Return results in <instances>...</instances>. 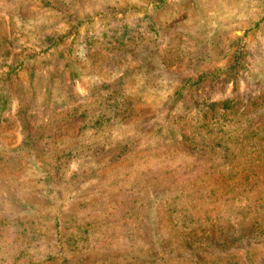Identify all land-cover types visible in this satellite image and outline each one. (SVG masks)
Wrapping results in <instances>:
<instances>
[{
    "label": "rangeland",
    "instance_id": "1",
    "mask_svg": "<svg viewBox=\"0 0 264 264\" xmlns=\"http://www.w3.org/2000/svg\"><path fill=\"white\" fill-rule=\"evenodd\" d=\"M0 264H264V0H0Z\"/></svg>",
    "mask_w": 264,
    "mask_h": 264
}]
</instances>
